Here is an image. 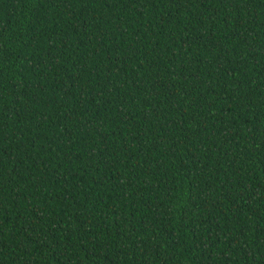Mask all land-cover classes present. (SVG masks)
<instances>
[{
    "label": "trees",
    "instance_id": "trees-1",
    "mask_svg": "<svg viewBox=\"0 0 264 264\" xmlns=\"http://www.w3.org/2000/svg\"><path fill=\"white\" fill-rule=\"evenodd\" d=\"M0 264H264V0H0Z\"/></svg>",
    "mask_w": 264,
    "mask_h": 264
}]
</instances>
